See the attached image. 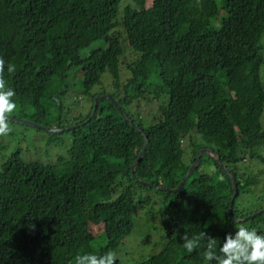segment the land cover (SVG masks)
I'll return each mask as SVG.
<instances>
[{"label":"trees","instance_id":"16d2710c","mask_svg":"<svg viewBox=\"0 0 264 264\" xmlns=\"http://www.w3.org/2000/svg\"><path fill=\"white\" fill-rule=\"evenodd\" d=\"M124 1L0 0V57L15 65L4 74L16 93L10 116L42 125L54 115L51 128L81 124L61 132L70 142L55 162L26 159L17 149L1 164L0 264H75L77 255L118 253L143 208L139 187L162 194L149 213L164 233L162 250L135 264H215L204 260L203 243L188 253L182 237L204 231L218 252L226 234H235L233 181L217 161L204 154L178 192L138 182L132 167L145 137L108 99L91 118L96 96L105 94L148 134L140 179L176 188L198 152L211 148L238 180L233 218L264 235V212L251 217L264 208L263 171L248 165L264 163L255 160L264 147V0ZM100 40L105 45L82 55ZM76 67L83 111L68 120L74 103L64 104L66 80ZM54 76L65 87L49 95ZM145 104L158 108L149 121ZM248 195L253 200L241 206ZM92 224L103 231L95 235Z\"/></svg>","mask_w":264,"mask_h":264},{"label":"rangeland","instance_id":"374dc122","mask_svg":"<svg viewBox=\"0 0 264 264\" xmlns=\"http://www.w3.org/2000/svg\"><path fill=\"white\" fill-rule=\"evenodd\" d=\"M129 0H125L123 6L128 3ZM151 3V2H150ZM105 45L103 40L96 41L90 47L84 49L82 51L83 56H87L90 50ZM130 52H127V56L124 57V60H127L130 57ZM77 70L75 73L73 72L69 75L66 80V84L68 85V94L64 100V104H73V108L64 115V119L72 120V118H77L83 110H79L82 107L78 103V101L82 100V86H83V73L79 71V69L73 68ZM263 77H264V69H263ZM111 76L109 73L103 76L104 86L109 91L111 85ZM61 87H65V83L58 79V77L54 76L51 82L50 87L48 88V93L55 94ZM87 98L85 97V102ZM150 103V100L147 101ZM87 104V102H86ZM68 106V105H66ZM79 106V107H78ZM67 111V110H66ZM158 108L154 104H145V116L147 121L153 118V116H157L159 113L157 112ZM10 115V114H9ZM54 115L47 119V121H43V125L49 129L55 126ZM12 122V121H10ZM15 123V122H14ZM12 132L7 136L0 137V166L5 161V159L17 149H21L22 156L26 159L39 160L42 162H55L56 159L60 155H65L68 145L70 142V137L67 133H50L44 129L35 128L32 126L24 125V124H9ZM187 150H190L189 145H185ZM258 156L255 160H261L262 157L264 159V147L258 149ZM208 155V154H207ZM261 156V157H260ZM254 172L261 173L260 183L258 187L264 188V163L252 161L249 162ZM207 171L213 172L215 170L214 165H210L206 162L203 166ZM248 173L253 174V171L248 168ZM137 200H141L143 204V208L138 210V214L135 221V227L133 232L121 246L120 251L118 252V258L121 261V264H135L138 261L142 260L145 256L151 253H157L162 250L163 242L161 240V234L163 232V228L160 221L154 217L150 216L151 213L154 212L159 206H161V198L162 194L158 193L155 190L146 189L143 187H139L137 189ZM243 203L241 206H246L253 200L252 196L247 198L243 197ZM93 233L96 235L103 231V225L92 224L91 225ZM232 228H236V225L233 224ZM164 233V232H163Z\"/></svg>","mask_w":264,"mask_h":264},{"label":"clouds","instance_id":"9594fccd","mask_svg":"<svg viewBox=\"0 0 264 264\" xmlns=\"http://www.w3.org/2000/svg\"><path fill=\"white\" fill-rule=\"evenodd\" d=\"M5 70L9 74L15 72V65L8 63L0 57V137L7 136L12 132L9 126V114L17 109L13 100L16 95L11 87H6L4 78ZM237 230L235 234H226L222 246L217 252V241L215 238L201 231L191 238L187 234L182 237L183 248L192 253L195 249L204 244L203 258L208 262L215 261V264H264V235L258 234L256 229H249L240 226L235 221ZM118 253L108 251L103 255L83 254L75 257V264H116Z\"/></svg>","mask_w":264,"mask_h":264},{"label":"water","instance_id":"95a60500","mask_svg":"<svg viewBox=\"0 0 264 264\" xmlns=\"http://www.w3.org/2000/svg\"><path fill=\"white\" fill-rule=\"evenodd\" d=\"M102 99H108V100L112 101L115 104L116 108L119 109L121 114L128 121H130L137 128V130L140 131L145 137V144H144V147H143V149L141 151V154H140L139 158L135 161V163H134V165L132 167V174L138 180V182H140L142 184H145V185H148L150 187L156 188V189L161 190V191L178 192L179 190H181L184 187L186 180L192 174V172H194L199 167V165H200V163L202 161V156L204 154H208L209 156L213 157L217 161L219 166L225 172H227V174L232 178L233 186H234V195H233V198H232V200L230 202L229 214H230V217L233 220L241 221L240 219H234L233 218V209H234L235 198L239 194L238 180H237L236 175L221 160V157H220L219 154L215 153L211 148H202L198 152L196 162L189 168L187 174L183 177V179L181 180V182L179 183V185L176 188L170 189V188L165 187V186H157L154 183L142 180L136 174V166L141 161V159L143 158L144 154L146 153V151H147V149L149 147L150 140H149L148 134L145 132V130L140 125L135 124L134 121L130 117H128V115L122 110V108H121L120 104L117 102V100L110 94L96 96V98H95V106H94V110L92 112L91 118L95 117L97 115L98 107H99L100 101ZM9 121H12V122H15V123L24 124V125H28V126H32V127L39 128V129H44V130H46L48 132H52V133H61V132H64V131L74 130V129H76V128L81 126V124H80V125L71 126L70 128L49 129V128H46V127L42 126L41 124H38V123H35V122H32V121L22 120V119H19V118H16L14 116H10V115H9ZM89 121H90V118L86 122H89ZM86 122L82 123V125H85ZM262 212H264V208L262 210L256 212V213L252 214L251 217H254L257 214L262 213Z\"/></svg>","mask_w":264,"mask_h":264}]
</instances>
